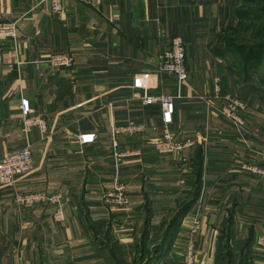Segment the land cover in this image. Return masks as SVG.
<instances>
[{
    "label": "crops",
    "instance_id": "0c3cea01",
    "mask_svg": "<svg viewBox=\"0 0 264 264\" xmlns=\"http://www.w3.org/2000/svg\"><path fill=\"white\" fill-rule=\"evenodd\" d=\"M237 1L63 0L58 14L46 1L0 0V22H16L19 34L15 50L2 42L0 158L32 147L31 170L0 188V264H175L189 250L196 264H264V178L241 168L264 152V76L251 47L221 42ZM176 36L187 80L178 89L162 75L147 91L174 97L167 128L193 144L160 154L161 110L142 103L140 81ZM53 50L72 52L74 67L42 62ZM216 77L247 105L245 137L209 110ZM21 98L46 131H22ZM129 122L144 130L114 133ZM83 133L96 139L80 145ZM18 192L70 201L58 221L51 208L18 209ZM154 241L161 253L151 260L142 251Z\"/></svg>",
    "mask_w": 264,
    "mask_h": 264
},
{
    "label": "built area",
    "instance_id": "2783aa9c",
    "mask_svg": "<svg viewBox=\"0 0 264 264\" xmlns=\"http://www.w3.org/2000/svg\"><path fill=\"white\" fill-rule=\"evenodd\" d=\"M49 4L50 10L54 13L63 11V0H40ZM18 26L16 22H0V61L2 42L4 40L12 42L14 50L17 48ZM48 66L59 69H72L75 65V56L70 51H49L41 60ZM162 75L172 76L178 89L187 80L188 72L186 69L185 44L181 37L176 36L170 40L169 47L166 48L158 57L155 72L142 77L140 84L143 92L141 101L144 105L158 104L161 110V119L164 125L161 136L155 141L154 147L160 154L180 153L193 142L190 140H175L168 130V125L172 122L175 103L174 97L168 94L160 93L157 95L149 94L148 89L153 88ZM214 102H207L210 112L228 120L238 131L241 137H245L246 104L237 96L224 93L220 86L218 77L214 80L213 91ZM20 125L22 131L26 134L31 128H38L41 131L47 130V123L44 118L33 112L29 99L21 98L19 103ZM144 126L139 123L129 122L124 126L117 127L115 134L124 133L132 135L142 132ZM96 139L94 133H83L77 136L80 145L91 144ZM115 145V143H114ZM258 158L255 161L244 162L242 170L260 175L264 178V152H257ZM32 168V147L27 143L24 147L5 153L0 158V188L14 185L18 176L24 175ZM120 190L121 187H118ZM70 198L59 192L47 194L45 192H18L14 194V202L18 209L30 208L38 205H49L52 209L54 219L60 221L63 219L62 206L69 202ZM125 202V200H124ZM258 247L264 249V235L256 237ZM186 264H195V259L191 250L184 254Z\"/></svg>",
    "mask_w": 264,
    "mask_h": 264
},
{
    "label": "rangeland",
    "instance_id": "374dc122",
    "mask_svg": "<svg viewBox=\"0 0 264 264\" xmlns=\"http://www.w3.org/2000/svg\"><path fill=\"white\" fill-rule=\"evenodd\" d=\"M234 17L236 18V24L226 29L225 35L222 38L224 50H234L235 48H250L253 53V64L258 65V70L261 78L264 76V0H238L237 7L234 11ZM233 29V30H232ZM250 50V51H251ZM246 51H241L239 58L244 60V54ZM242 59V60H241ZM145 77V76H143ZM222 89V88H221ZM231 95V94H230ZM243 101V100H242ZM247 108V105H246ZM245 171V170H243ZM44 208H51L49 205H38ZM36 207V206H34ZM153 241L150 240V242ZM148 243L144 251V256L151 260L159 258V251L157 249V241L152 244ZM191 249V248H190ZM195 259L194 251L191 250ZM155 257V258H154ZM161 258V257H160ZM182 260L175 264H186L184 260V254L180 258ZM196 264V260H195Z\"/></svg>",
    "mask_w": 264,
    "mask_h": 264
},
{
    "label": "trees",
    "instance_id": "16d2710c",
    "mask_svg": "<svg viewBox=\"0 0 264 264\" xmlns=\"http://www.w3.org/2000/svg\"><path fill=\"white\" fill-rule=\"evenodd\" d=\"M181 215V210L178 211V214L175 215L174 220H177Z\"/></svg>",
    "mask_w": 264,
    "mask_h": 264
}]
</instances>
